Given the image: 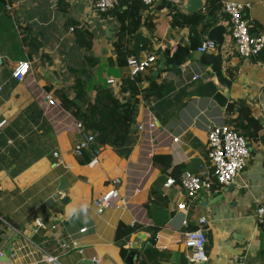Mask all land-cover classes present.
<instances>
[{"label": "crops", "instance_id": "crops-1", "mask_svg": "<svg viewBox=\"0 0 264 264\" xmlns=\"http://www.w3.org/2000/svg\"><path fill=\"white\" fill-rule=\"evenodd\" d=\"M208 1L187 0L178 11L204 15ZM231 1L249 3L246 18L251 32L264 34V0ZM131 2L119 0L103 16L91 0H0V122H5L0 128V264H50L40 261V248L57 254L53 235L75 233L83 226L88 228L82 237L84 253L60 257L63 264H126L131 240L140 231L147 240L135 251L133 264H188L184 233L195 228L201 216L209 221L204 264H264V224L255 215L264 201V49L256 57L241 58L230 36L228 16L222 6L216 11V24L205 29L201 40L207 39L211 28H225L220 53L232 84L226 106L220 107L210 98L191 94L201 83L215 79L208 66L189 60L179 71L157 77L164 48L173 50L181 44L191 52L197 49L189 28L173 23L166 0L138 9L129 20ZM205 23L206 17L197 30L202 31ZM74 24L94 34L90 51L79 46ZM123 27L121 40L133 56H156L136 77L115 60L113 42ZM208 53H217V47ZM87 57L97 60V65H89ZM23 60L31 67L18 81L12 71ZM82 68L87 71L83 78L88 81L90 102L97 84L111 88L133 109L127 141L117 146L94 142L92 163L80 162L92 158L89 151L82 157L73 153L82 132L61 98L74 94L75 72ZM193 74L202 77L193 80ZM128 76L135 78L138 91H120ZM47 93L54 104L46 101ZM223 123L246 136L251 152L246 167L232 184L215 182L210 190L189 197L179 177L186 171L203 175L211 170L207 129ZM156 154L169 155L170 166L165 167L164 160L154 163ZM169 177L176 183L166 187ZM116 178L124 202L118 200L100 213L93 199ZM181 203L185 207L178 209ZM120 223L138 227L125 245L126 254L115 243Z\"/></svg>", "mask_w": 264, "mask_h": 264}, {"label": "built area", "instance_id": "built-area-1", "mask_svg": "<svg viewBox=\"0 0 264 264\" xmlns=\"http://www.w3.org/2000/svg\"><path fill=\"white\" fill-rule=\"evenodd\" d=\"M94 10L98 13H106L115 8L119 0H91ZM145 6H151L157 0H140ZM187 0H166L172 7V13L179 10ZM223 11L228 16V28L230 36L234 42V46L238 55L243 59H250L258 56L264 49V34H253L249 20L246 18V11L250 8L249 3L236 2L231 0H223L221 2ZM217 44L214 40L205 39L196 49L199 52H208L215 50ZM156 60L154 54H148L143 59H138L131 55L127 57L126 67L132 77L144 72ZM31 67L30 61H19L13 68L12 76L18 81H22L29 73ZM202 74H193L191 79L196 80L201 78ZM109 83H114L113 79L108 80ZM46 101L55 103L50 94H45ZM4 121L0 122V128L4 125ZM77 126L81 129V138L75 143L73 153L77 157H82L85 152L89 151L92 155L91 163L95 161L96 149L93 147L95 135L91 131L84 130L81 121L77 122ZM208 133V158L210 161L211 170L203 175H198L189 171L182 173L179 177V184L183 191L189 197H194L197 193L203 190H210L212 185L217 182L221 186H228L234 182L240 172L246 167L248 158L250 157V147L245 136L239 133L235 128L223 123L219 125H209ZM177 140V139H175ZM57 156L58 153L54 152ZM94 156V157H93ZM120 180L113 179L110 188L101 196L93 199V205L98 212H103L107 208L116 206L118 200L124 202L121 198L118 185ZM176 180L173 177L167 178L165 186L168 187L175 184ZM185 203L178 205V209H183ZM257 221L264 224V201L259 203L255 212ZM208 219L201 216L198 219L197 225L193 229H188L184 233L186 245L188 246V264H204L207 259L206 250V226ZM186 222L184 221V224ZM88 228L80 227L75 233L65 234L63 236L53 235L56 239L59 252L54 254L46 249L40 248L42 251L40 256L41 262L52 264H63L60 257L71 252L83 254L85 244L82 242L83 234ZM21 236L32 242L31 238L18 230ZM36 233L37 230H34Z\"/></svg>", "mask_w": 264, "mask_h": 264}, {"label": "trees", "instance_id": "trees-1", "mask_svg": "<svg viewBox=\"0 0 264 264\" xmlns=\"http://www.w3.org/2000/svg\"><path fill=\"white\" fill-rule=\"evenodd\" d=\"M129 1V0H128ZM125 2V1H124ZM222 4H219L217 0H209L206 4V14H194L185 15L175 10L173 13V23L178 26H187L190 30V39L195 48H197L203 40L202 35L205 33V29L216 24L215 13L221 8ZM145 7V5L140 0H132L129 20L137 15V10ZM223 9V8H222ZM112 10V9H111ZM110 11V10H109ZM108 11V12H109ZM225 13V12H224ZM106 16L105 13H102ZM225 16L227 14L225 13ZM206 17V23L202 31L197 30V25L203 21ZM120 22H121V18ZM123 22L125 21L122 20ZM134 26H136L134 24ZM126 27H123L121 33H119L118 40L113 42V47L115 49V60L120 67L126 66L127 57L133 55L134 51L128 48L121 40V35L123 34ZM74 33L78 39L79 46L83 49L90 51L94 43V34L86 27L80 24H74ZM32 46V44H30ZM111 62H113V59ZM87 62L89 65L95 67L97 65V60L87 57ZM87 72L85 68L78 69L75 72V85L74 94L67 95L62 94V106L71 112L76 119L82 122L85 130L93 132L95 135V145L104 146L111 145L117 146L125 143L132 130L133 122V109L126 103L119 99L112 91L111 88H104L101 85H94L95 97L93 102L88 100V81L83 78V73ZM138 76V75H137ZM136 77V76H135ZM155 83H152L154 87ZM120 91L122 93H127L129 91H138L137 82L135 78L128 76L120 84ZM146 94L145 96H148ZM232 104L227 106V109H231ZM242 111V110H241ZM243 114H247L243 111ZM246 118L251 123H255V131L259 130L260 126L254 122L247 114ZM237 130V129H236ZM243 136L244 133L240 132ZM246 137V136H245ZM92 159V158H91ZM89 157L87 160H81V163L90 162ZM158 160L163 161L165 167L170 166V156L169 155H154L153 162L158 163ZM3 221V220H2ZM0 220V226L2 224ZM138 230L137 226H127L120 223L116 229L115 243L120 247L121 251L126 254L128 249L125 245L129 241L130 236ZM2 231L0 230V238Z\"/></svg>", "mask_w": 264, "mask_h": 264}, {"label": "water", "instance_id": "water-1", "mask_svg": "<svg viewBox=\"0 0 264 264\" xmlns=\"http://www.w3.org/2000/svg\"><path fill=\"white\" fill-rule=\"evenodd\" d=\"M200 3L201 0H190ZM225 28L221 25H217L211 28L207 33V39L214 40L217 44V53H208V52H199L197 50L191 52L188 46L181 44H176L175 48L172 50V47L164 48L161 53V61L158 65L156 71L157 77L161 73L168 72H177L181 69V66L189 61L195 60L202 66H208L211 72L214 74V80H207L206 82L201 83L192 91V96L198 97H207L210 98L220 107H225L228 102L229 93L231 90L232 80L228 78L224 68H223V59L221 55V47L223 44V34ZM255 35V34H254ZM217 84L223 89V91L218 89ZM138 101L135 102L133 108H137ZM136 111H134L135 113ZM135 121L134 126L135 128ZM63 179L61 180V184ZM64 186L61 190H64ZM68 197V196H66ZM147 234L145 232H136L131 240L130 247L131 250L125 258L126 264H133V259L135 256L136 250H141L143 245L146 243ZM154 241V240H150ZM10 252H7V255Z\"/></svg>", "mask_w": 264, "mask_h": 264}]
</instances>
